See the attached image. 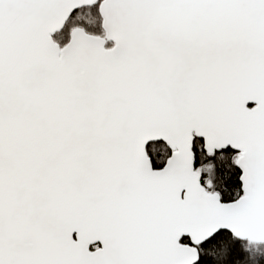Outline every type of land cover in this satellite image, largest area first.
Masks as SVG:
<instances>
[{
	"label": "snow or ice",
	"instance_id": "1",
	"mask_svg": "<svg viewBox=\"0 0 264 264\" xmlns=\"http://www.w3.org/2000/svg\"><path fill=\"white\" fill-rule=\"evenodd\" d=\"M0 264H264V0H0Z\"/></svg>",
	"mask_w": 264,
	"mask_h": 264
}]
</instances>
